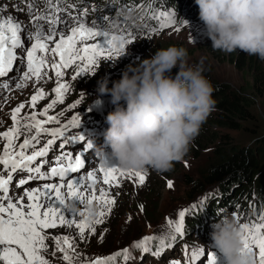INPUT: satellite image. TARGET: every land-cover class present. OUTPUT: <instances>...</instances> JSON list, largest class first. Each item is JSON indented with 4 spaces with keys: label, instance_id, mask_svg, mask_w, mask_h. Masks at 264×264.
Returning a JSON list of instances; mask_svg holds the SVG:
<instances>
[{
    "label": "snow or ice",
    "instance_id": "1",
    "mask_svg": "<svg viewBox=\"0 0 264 264\" xmlns=\"http://www.w3.org/2000/svg\"><path fill=\"white\" fill-rule=\"evenodd\" d=\"M43 3L45 8L41 11L32 0L27 2L31 31H27L13 16L0 15V92L10 91L13 87L22 89L30 81L34 88L27 101V107L32 111L21 116L22 110L26 108V103L21 102L11 109V126L6 131H0V140L5 141L0 146V264H53L49 257L59 259L63 264H112L118 257H123L126 264H131L132 249H140L142 254L150 253L159 258L165 249H171L173 243L183 237L189 209L180 210L177 220H167L173 230L170 236L146 235L134 241L130 247L107 256L90 258L77 250V241L84 242L88 239L86 230L89 235L96 234L95 225L102 224L107 214L112 211L116 196L119 195H114L112 190L120 188L124 179L137 186L143 185L147 177L140 171H125L101 160L99 172L102 173V184L107 187L101 186L97 189L98 177L95 170L87 171V180L90 183H86L82 175H70L79 174L85 169L83 152L93 149V144L90 141H87L86 146L82 144L79 154L65 151L66 145H78L86 140L81 133L73 135L69 131V125L73 128L80 127V114L77 113L67 123L60 120L66 109L49 115V110L65 102L69 87L64 81L66 70H75V74L71 75L73 81L82 75H89L99 67L101 57L106 61L119 58L124 46L131 45L136 40V34L122 29L117 44V37L104 27V23L111 28L116 27L109 16L99 17L92 25H88L85 20L86 8H78L72 4L70 7L76 9L73 13L65 8V0H43ZM65 13L68 19H65ZM149 19L155 21V26L149 27V35L164 29L179 32L183 27L176 26L175 11L167 8L152 12ZM126 23V20H121V24ZM183 24L188 25V21L184 20ZM101 37L104 38L103 44L99 39ZM17 72L19 74L13 80L12 74ZM53 77L55 87L51 92L55 97L36 111L38 101L48 96L39 85ZM79 103L77 100L75 104L68 105V108H74ZM42 136L50 138L38 147L41 145ZM58 141L60 153L55 155L54 160L47 158L50 150L55 151ZM20 173H27V176L17 179ZM37 180L51 182L32 188L24 187L30 181ZM167 187L171 189L174 185L168 181ZM13 188L16 189L15 192L12 191ZM86 203L98 206L94 218H89L84 210ZM199 207H204V200H201ZM250 207L255 205L251 204ZM78 208L80 211L76 210ZM143 210V205H140V211ZM233 215H236L235 211ZM240 224L242 252L254 253L256 264H264V212L256 220ZM57 227H67L75 231L62 235H53L46 231ZM100 238L102 240L103 236ZM166 239L173 243H165ZM49 240L52 241L51 251ZM153 241H158L155 250L150 246ZM218 259L215 252L203 247L193 252L191 257L192 264L197 261L199 264H218ZM142 261L143 255L141 264ZM168 264L182 262L173 259Z\"/></svg>",
    "mask_w": 264,
    "mask_h": 264
},
{
    "label": "rangeland",
    "instance_id": "2",
    "mask_svg": "<svg viewBox=\"0 0 264 264\" xmlns=\"http://www.w3.org/2000/svg\"><path fill=\"white\" fill-rule=\"evenodd\" d=\"M91 1L93 0H88L78 6V8L87 9L85 20L88 25H92V22L96 21L99 17L111 14L104 11L103 3L95 5V2L89 3ZM27 2L28 0H25L24 4H21L15 0H0V15L5 17L9 15L13 16L14 19L22 23L27 31H31L32 24L28 15ZM32 2L41 11L45 8V4L40 0H32ZM17 9L21 10L18 11ZM69 11L75 13L76 9H70ZM124 13L127 12L124 11ZM126 16L129 15L127 14ZM65 19H68L67 13H65ZM150 25L155 26L152 23ZM150 25L146 28L145 25H139L138 20H135L125 26L123 29L130 30L136 34V40L131 45H126V54L120 56L115 61H106L101 57L95 75H91V73L89 75H82L76 81H73L71 80V75L75 74V70H66L64 81L69 87L68 92L65 94V102L63 105H57L55 109L49 110V115H55L66 109L63 115L60 116V120L67 123L73 116L79 113L80 127L73 128L69 125V131L73 135L81 133L86 137V140L79 142L78 145H66L65 151L74 152V155L79 154L82 151L83 145L86 146L87 141H90L92 144L98 143L100 147L104 145L103 133L108 127L106 116L114 110V106L110 103V97L108 96L102 97L104 101L102 107L92 105V101L96 96L97 82L107 77L109 79L108 86L111 87L113 81L121 78L123 71L128 65L135 66L139 61L152 57L161 48L176 46L187 49L188 63L196 65L203 60V73L209 80L215 83H223L238 90L250 87V70L246 64L242 65L240 63L243 67L242 69L238 68L237 65L235 66L237 63L236 56L242 55L243 60L247 59V61L249 58L255 59L256 56H250L240 50L231 54L218 50L214 51L212 41L207 37L203 23L189 22L188 25L183 24L179 32H175L173 29H164L149 35ZM176 26H181V24L177 23ZM104 27L108 28L113 35L118 37L116 41L118 44L122 29L111 28L107 23H104ZM99 39L103 44L104 39L102 37ZM18 74V72L13 73L12 79L15 80ZM49 75H52L51 72H49ZM39 86L45 89L48 96L38 101L36 111L42 109L50 99L55 97V94L51 92V89L55 87V78L53 77V79L48 80L46 83H41ZM33 92L34 88L31 81L22 89H15L13 87L10 91L5 90L0 92V105H2V108H0V131H6L11 126V109L21 102L26 103V108L22 110L21 116L26 112L32 111L27 107V101ZM77 100L80 101L79 104H76L74 108H68V105L75 104ZM250 110L251 116H249L248 120L239 123V129H228L218 125L211 126L206 121L200 130L202 135L201 137L199 135V140L203 141V144L200 145L201 148L198 150V153L196 155L193 154L197 150V141L195 139L191 144L188 154L182 161L176 162L170 171L165 173L140 171L147 177L143 185L133 186L132 182L126 179L122 180V186L112 190L114 195L119 193L116 196V204L112 206V211L107 214L102 224L95 225L97 229L96 234L89 235L86 230L88 239L84 242L77 241V250L90 258L107 256L117 250L130 247L134 241H138L146 235L170 236L173 234V230L168 225L167 220L171 219L175 221L178 219V212L180 210L189 209V212L186 213L183 237L175 243L170 239L165 240L166 243H173L171 249H165L163 255L159 258L153 257L150 253L142 254L140 249H132L133 260L131 264H141L142 255V264H168L173 259L180 260L182 264H192V253L197 252L201 247L215 252L219 258L218 264H224L218 250L211 246L210 235H206L202 231L200 232L198 222L196 221L193 226L188 227V224L194 219L196 210L201 208L199 207L201 200H204V207H208L207 200H210L211 195L219 191L216 184H206L205 182L196 186L195 181L202 180V172L204 171L203 175L205 174V165H207L208 159L213 156L214 145L222 143L227 137L240 144H251L256 138L264 137V96H259L255 101V105ZM214 113L215 110L211 114ZM100 117L105 118V121H102ZM40 118L43 119V117ZM46 126L56 127L57 125ZM211 129L216 132L220 131L222 137L216 139L214 142H210L209 140L213 138ZM48 138L50 137L42 136L41 145H38V147L42 146ZM4 142L0 140V146ZM19 142L17 141V143ZM58 143L59 141L57 142L55 151L50 150L49 157L47 158L54 160L55 155L60 153ZM106 151L110 150L106 149ZM82 158H85V169H82L79 174L70 175H82L87 179V171L95 170L98 177L97 189L104 186L102 184V173L99 172L100 158L97 151H84ZM26 176L27 173H20L17 179ZM53 179L58 180V178ZM187 180H192V182L187 183ZM168 181L173 183V188L169 189L167 187ZM44 182L51 181H30L24 187L32 188ZM85 182L90 183L88 180H85ZM198 188L202 189L199 190ZM12 191L15 192L16 189L13 188ZM148 192L150 193L146 194ZM253 200L254 202L257 201L256 198H253ZM140 205H143V212L140 211ZM193 205H197V207L193 208ZM229 207L234 206L230 205ZM233 211H235L236 215H233ZM233 211L229 215L235 216L240 223L254 221L260 214L253 215L251 211L248 214L246 211L236 209ZM108 217L109 223L106 222ZM129 217H131V220H129ZM46 231L53 235H62L70 234L75 229L57 227ZM101 235L103 236L102 240L100 238ZM153 242H150V246L152 250H155L152 247ZM48 244L50 246L49 251H51L52 241L49 240ZM180 245H182V248ZM185 245H187V255H185ZM57 255L59 256L60 254L58 253ZM49 259L53 260V264H63L59 259L52 257H49ZM112 264H126V262L123 257H118ZM196 264H199V261Z\"/></svg>",
    "mask_w": 264,
    "mask_h": 264
},
{
    "label": "clouds",
    "instance_id": "3",
    "mask_svg": "<svg viewBox=\"0 0 264 264\" xmlns=\"http://www.w3.org/2000/svg\"><path fill=\"white\" fill-rule=\"evenodd\" d=\"M195 4L214 51L240 50L264 60V0H195ZM126 52L125 45L121 56ZM174 68L179 69L175 76ZM203 70V60L190 65L187 49L170 46L128 65L111 87L107 77L99 80L92 105L102 107V97L108 96L114 106L106 116L104 145L96 149L101 162L126 171L165 173L182 161L215 110L214 89ZM84 210L94 218L98 206L86 203ZM219 217L210 238L224 264H256L254 253L242 252L239 220Z\"/></svg>",
    "mask_w": 264,
    "mask_h": 264
},
{
    "label": "trees",
    "instance_id": "4",
    "mask_svg": "<svg viewBox=\"0 0 264 264\" xmlns=\"http://www.w3.org/2000/svg\"><path fill=\"white\" fill-rule=\"evenodd\" d=\"M79 1L81 0H65V3L69 7L72 4L77 5ZM96 1L104 3L107 10L112 8L114 17H118V19L121 18V13L125 8L131 9L139 5L137 11L142 9L137 16L140 19H145L146 15L150 18L152 12L168 6L180 13V22H184V20L202 22L199 19V8L195 4V0ZM115 18L114 23L117 24L119 21H116ZM236 62L235 66L237 65L238 68L242 69V65L246 64L250 70L251 83L248 89L238 90L223 83H215L203 73L213 86V98L216 101L215 113L210 114L207 119L211 126L218 125L228 129H239V123L248 120L251 116L250 109L255 105L256 99L259 96H264V60L261 61L256 56L255 59L249 58L247 61V59L243 60L242 55H237ZM212 134L213 138L209 140L210 142L222 137L220 131H212ZM199 135L201 137L202 133ZM199 135L195 138L197 150L194 151V155L198 153L201 148L200 145L203 144V141L199 140ZM203 173L204 171L202 172V180L195 181V185H201L205 182L206 184H216L219 192L211 195L210 200L207 201L208 208L204 207L197 210L194 219H199L202 222L205 217L214 218L216 215H223L227 210H223V208L231 204H235L237 208H249L251 204H254L255 207H252L254 213L264 212V206H262L264 205V137L256 138L251 144H240L227 137L222 143L213 146V156L208 159L207 165H205V174L203 175ZM189 182L192 180H187V183ZM198 189L201 190L202 188ZM232 192H234L233 195H231ZM252 192L259 196L257 203L250 199ZM247 199L249 200L246 201ZM106 222L109 223V217ZM194 222L196 221L194 220Z\"/></svg>",
    "mask_w": 264,
    "mask_h": 264
},
{
    "label": "water",
    "instance_id": "5",
    "mask_svg": "<svg viewBox=\"0 0 264 264\" xmlns=\"http://www.w3.org/2000/svg\"><path fill=\"white\" fill-rule=\"evenodd\" d=\"M178 71H179L178 68H174V69L172 70V75L175 76V74H176Z\"/></svg>",
    "mask_w": 264,
    "mask_h": 264
},
{
    "label": "bare ground",
    "instance_id": "6",
    "mask_svg": "<svg viewBox=\"0 0 264 264\" xmlns=\"http://www.w3.org/2000/svg\"><path fill=\"white\" fill-rule=\"evenodd\" d=\"M115 36H116V35H115ZM102 38H103V37H102ZM103 39H104V38H103ZM103 39H102V40H103ZM117 39H118V37H117ZM116 41H117V40H116ZM116 41H115V42H116ZM84 179H85V178H84ZM85 180L87 181V179H85Z\"/></svg>",
    "mask_w": 264,
    "mask_h": 264
}]
</instances>
